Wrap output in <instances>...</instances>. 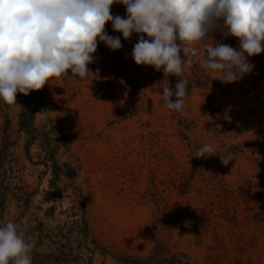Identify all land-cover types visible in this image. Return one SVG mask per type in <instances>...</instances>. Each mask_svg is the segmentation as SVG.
<instances>
[{"label": "rangeland", "instance_id": "obj_1", "mask_svg": "<svg viewBox=\"0 0 264 264\" xmlns=\"http://www.w3.org/2000/svg\"><path fill=\"white\" fill-rule=\"evenodd\" d=\"M110 12L126 17L120 3ZM140 35L133 33L123 52L132 70ZM193 47L197 55L189 53L192 63L184 66L189 92L180 110L167 108L157 90L175 89L178 77L136 65V78L146 86L128 95L121 78L112 76L108 83L111 56H94L88 65L99 69V78L52 77L42 88L46 104L37 125L50 130L60 163L68 158L60 137H69L86 188L89 225L108 251L97 252L94 264H116L121 253L146 255L157 241L177 264L180 252L193 264H264V221L256 218L264 204V67L254 63L239 81L222 83V73L202 67L203 46ZM22 98L17 93L14 111ZM50 119L60 121L52 127ZM204 143L216 155L198 159L196 149ZM32 152H40L38 144ZM228 153L235 157L225 167L219 156ZM37 174L29 179L34 186ZM48 178L40 189L47 190ZM36 199L53 203L52 194ZM69 204L67 197L58 200V210Z\"/></svg>", "mask_w": 264, "mask_h": 264}, {"label": "clouds", "instance_id": "obj_2", "mask_svg": "<svg viewBox=\"0 0 264 264\" xmlns=\"http://www.w3.org/2000/svg\"><path fill=\"white\" fill-rule=\"evenodd\" d=\"M115 3L126 7V17L111 14ZM109 21L125 40L143 34L131 53L136 65L178 77L175 89L162 90L171 110H180L188 95L184 66L192 63L189 53L197 55L194 44L205 49L202 67L222 73V83L250 73L248 57L264 51V0H0V99L17 104V93L38 91L52 77L99 78V69L88 68L98 42L122 48L121 38L105 31ZM217 31L235 37L238 49L216 41ZM211 155V144L196 149L198 159ZM219 157L226 167L235 153ZM31 247L14 222L0 227V264H32Z\"/></svg>", "mask_w": 264, "mask_h": 264}, {"label": "trees", "instance_id": "obj_3", "mask_svg": "<svg viewBox=\"0 0 264 264\" xmlns=\"http://www.w3.org/2000/svg\"><path fill=\"white\" fill-rule=\"evenodd\" d=\"M105 31L110 36H117L110 21L105 24ZM215 36L217 41L238 49L235 37L222 38L218 31ZM121 43L122 48L113 51L103 42H98L93 56H111L114 67L107 75L108 83L112 76L121 78L128 95H135L146 83L136 78L138 66L134 65V70L129 67L123 57L127 49L126 40L121 38ZM248 60L264 67V51L248 57ZM157 90L162 92L163 88ZM147 101V108L151 111L152 99L147 96ZM45 104L42 89L23 95L18 112L12 109L13 104L0 99V227L8 222L17 225V231L32 245V264H94L97 252L107 254L108 251L89 225L86 188L80 180V165L71 153L69 137H60L68 154L67 160L60 163L50 130L45 129L46 125L42 128L37 125V113ZM59 121L50 119L48 125L53 127ZM65 132H70V124H67ZM35 144H38L40 152H32ZM40 166L41 170H38ZM35 173H38L36 186L35 182H29ZM48 175L47 190L40 189L41 182ZM180 190L184 192L185 188ZM39 194H52L53 203L38 202L36 196ZM65 197L70 201L69 206L58 210L57 201ZM12 204L14 208L10 210ZM256 218L264 221V204ZM114 258L116 264H177L170 258V251L162 241H157L146 255L121 253ZM9 264L13 261L9 260ZM178 264L193 263L186 253L180 252Z\"/></svg>", "mask_w": 264, "mask_h": 264}]
</instances>
